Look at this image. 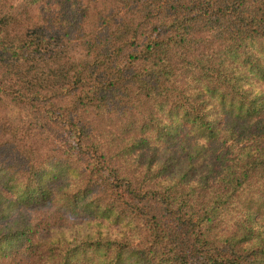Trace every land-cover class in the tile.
<instances>
[{
  "label": "trees",
  "instance_id": "16d2710c",
  "mask_svg": "<svg viewBox=\"0 0 264 264\" xmlns=\"http://www.w3.org/2000/svg\"><path fill=\"white\" fill-rule=\"evenodd\" d=\"M54 5L49 19L13 32L0 0V104L30 110L26 137L66 135L39 159L28 147L22 163L0 160V264H264L263 208L235 201L264 182V0ZM72 35L90 59L69 55ZM82 114L117 116L130 152L145 147L142 131L166 133L159 115L203 144L184 150V173L133 181L87 139L96 128ZM10 133L12 143L19 130ZM249 137L239 164L223 165L214 195L199 200L201 185L187 179L202 150ZM112 226L138 231L142 248Z\"/></svg>",
  "mask_w": 264,
  "mask_h": 264
},
{
  "label": "rangeland",
  "instance_id": "374dc122",
  "mask_svg": "<svg viewBox=\"0 0 264 264\" xmlns=\"http://www.w3.org/2000/svg\"><path fill=\"white\" fill-rule=\"evenodd\" d=\"M11 4V17L14 19V24L11 27V31H21L26 26L34 23L40 18L49 19L52 16L53 6H55L56 0H6ZM67 7H78L82 3V0H61ZM86 23L85 17L81 19L80 26H84ZM69 55L76 61L88 60L90 55L86 54L84 50L78 45V41L75 35H72L68 41ZM258 90L264 93V82L257 84ZM211 106V105H210ZM212 110H215L214 105L211 106ZM135 110L132 111V113ZM264 111V107H263ZM128 112V109H127ZM127 114V113H126ZM125 114V115H126ZM70 116H75L70 114ZM161 123L167 125L166 133L153 134L151 132L142 131V138L146 143L145 147L136 151L130 152L122 146L126 141H132L127 133H121L122 120L115 117H105L101 115L82 114L80 116V123H91L95 126L96 132L89 135L87 138L89 141H93L103 153L113 160L111 165L113 169H117L120 175L134 178V180L140 177L150 176L151 182L159 184L163 182L167 177L171 175H178L184 173L189 166L182 161L184 150L187 146H191L197 142L203 144L202 139L199 136H194L187 132V126L181 124L180 126H172V117L159 115ZM264 116V114H263ZM216 121L220 120L223 124L226 121H230L226 117H222L221 113L216 114ZM29 120L36 121L30 110L22 106H14L13 104L1 101L0 104V160L7 163H22L24 162L23 149L28 147L33 148L32 155L36 158H41L43 151L49 153V150L53 148V144L59 143V137H65L63 132L59 131V136H52V132L45 133L43 136L37 134L32 137H26L24 134V127L28 124ZM15 128L19 130V136L17 139L11 140L9 143L10 132ZM10 130V132H9ZM109 131V135L105 136V133ZM44 136H47L44 139ZM120 138V140H118ZM135 141V140H134ZM252 139H242L229 141L225 145L215 146L206 145L202 154V160L196 164V170L192 172L188 179V183H199L201 185V192L199 193V200H204L208 195H214V190L218 184V176L222 171L218 172L222 166L224 168L232 163L239 164L238 157L242 152V147L249 146L252 143ZM122 152V153H120ZM163 161V164L158 162ZM149 163L150 170L144 169ZM160 168H165L164 175H162L157 181L153 179L156 171ZM46 169V167H45ZM208 190L207 193H203ZM235 201L240 202L241 207L251 205L253 209L256 205L263 210L259 211L258 224L259 228L264 233V182L253 181L249 185L243 186L241 190L235 196ZM5 206L11 207V202H7ZM238 208L242 211L245 209ZM251 211V210H250ZM226 219V220H225ZM231 219V216L223 217L222 221L227 222ZM106 224H109L106 222ZM111 230L114 232L120 231V234L125 235L130 241V247L132 250H138L142 248L139 243L140 235L138 231H130L121 227L112 226Z\"/></svg>",
  "mask_w": 264,
  "mask_h": 264
}]
</instances>
